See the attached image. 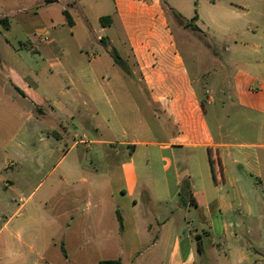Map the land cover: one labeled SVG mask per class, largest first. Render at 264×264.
I'll list each match as a JSON object with an SVG mask.
<instances>
[{
	"label": "crops",
	"instance_id": "1",
	"mask_svg": "<svg viewBox=\"0 0 264 264\" xmlns=\"http://www.w3.org/2000/svg\"><path fill=\"white\" fill-rule=\"evenodd\" d=\"M16 1L0 0V18L25 11ZM64 1L72 20L66 24L74 27L67 9L77 0ZM110 1L111 13L102 15L109 24L97 15L100 30L117 22L125 41L116 40L124 53L114 50L117 61L107 60L108 75L97 72L99 57L85 65L55 60L49 68L61 82L40 97L35 74L25 73V83L7 66L6 80L35 111L29 114L35 129L13 132L6 147L24 140V155L17 158L31 179L28 197L42 188L44 202L67 217L59 242L64 257L71 246L99 258L96 264L133 255L128 264H201L206 241L213 264H264V0H204L206 17L172 12L161 0ZM170 11L181 17L180 30L198 34L219 74H190L168 23ZM224 12L232 16V28H210ZM186 21L198 30L185 27ZM37 34L48 36L46 30ZM97 40L107 47L113 42ZM221 47L224 59L217 54ZM218 104L227 112L218 114ZM183 180L189 184L184 205L194 216L180 212ZM3 183L12 190V182ZM13 197L7 203H15ZM186 226L195 242L192 234L183 236Z\"/></svg>",
	"mask_w": 264,
	"mask_h": 264
},
{
	"label": "rangeland",
	"instance_id": "2",
	"mask_svg": "<svg viewBox=\"0 0 264 264\" xmlns=\"http://www.w3.org/2000/svg\"><path fill=\"white\" fill-rule=\"evenodd\" d=\"M168 9H173L183 16L204 15V0H161ZM208 0L207 2H212ZM220 3L228 5L233 1L240 0H219ZM70 2V1H69ZM17 5H22L25 11H17L13 14H6V19L10 22V28L6 29L0 24V264H96L99 258L89 256L84 252L74 251L71 246L65 249L67 257H64L59 248V242H63L66 224L69 222L67 217H60L59 207L53 204H46L42 198V188L37 189L29 197L31 189L28 182L30 177L25 176L26 170L22 162L17 158L18 155H24L25 146L21 138L20 145L17 148H6L7 140L13 132L18 130L25 131L35 129V122L29 117L30 113H35L33 105L31 107L27 98H22L6 80L7 66H10L12 72L17 78L23 77L25 73L32 74L39 81L37 95L43 97L46 89L55 90L54 85L57 80L61 82V75L56 70L49 68V63L57 60L65 62L67 60L80 65L90 62L91 57H99L101 65L96 67L99 74L108 75L107 63L110 56L116 50L123 54L124 50H119L115 42L118 37L125 41L120 25L115 22L112 27L100 30V23L97 15H109L112 8L110 0H77L71 8L67 9L76 20L74 27L66 24V19L62 14L66 2L60 0L58 3L44 4L42 0H18ZM105 3L104 6H100ZM170 11L167 16L168 23L172 31L174 40L187 65L191 75H202L209 71V76L217 75L213 72L219 69L217 64L212 63L211 53L207 52L204 43L198 38V34L185 33L180 30L176 22H180L178 15ZM218 23L210 28H232L230 14L217 13ZM225 17V18H223ZM112 19V18H111ZM199 27L205 32V26L197 22ZM39 30H46L48 36L37 34ZM113 41L108 47L97 40V36ZM105 40V39H104ZM117 40V41H116ZM24 42V43H22ZM227 42V41H225ZM33 44V51L29 48L20 47ZM229 43V42H228ZM114 48V49H113ZM36 49V51H34ZM123 52V53H122ZM218 57L224 59L228 53L221 47L217 50ZM106 64H105V62ZM206 70V71H205ZM208 76V75H207ZM48 83V88H46ZM24 85H29L24 84ZM127 89H131L132 84L127 83ZM31 87V85H30ZM28 91V87L26 88ZM56 97V94H54ZM46 108L45 105H42ZM205 110L210 127L215 129V120L211 112V106L205 105ZM221 114L228 109L220 111ZM215 110V109H214ZM32 113V114H33ZM217 114V115H218ZM43 119L49 120L47 116ZM68 121L69 129L71 128ZM90 138L97 137L92 130L85 131ZM215 133V132H214ZM70 134V139L72 138ZM104 137L110 138L109 133ZM79 149L82 145L78 146ZM12 161L13 167H7ZM12 182V190H6L3 182ZM14 195L15 203H7V197ZM27 198V199H26ZM187 209L189 213H187ZM181 214L194 216V209L181 205ZM58 215V216H57ZM192 218V217H191ZM182 220V219H181ZM7 221V226L3 223ZM183 225L184 222L182 223ZM194 231H189L187 226L183 231V236L192 234L191 242H195ZM182 235V234H181ZM205 244L207 254L205 261L200 258L201 264H213L214 259L210 254V248ZM183 245V244H182ZM221 253L222 251H215ZM132 257H124L121 262L129 263ZM144 259V258H143ZM203 260V261H202ZM206 262V263H205Z\"/></svg>",
	"mask_w": 264,
	"mask_h": 264
},
{
	"label": "trees",
	"instance_id": "3",
	"mask_svg": "<svg viewBox=\"0 0 264 264\" xmlns=\"http://www.w3.org/2000/svg\"><path fill=\"white\" fill-rule=\"evenodd\" d=\"M44 3H52V2H55L56 0H42ZM63 15L66 19V22L71 25L72 24V20H71V17L70 15L68 14V12L66 10H63ZM179 17V15H178ZM180 18V22L182 23V19L181 17ZM110 22V17L109 16H102L100 17V23L102 25H108ZM0 24L4 27V28H8V22H7V19L6 18H0ZM183 25L185 27H189L191 28L192 30H198V28L191 22V21H186V22H183ZM114 57L113 59L115 61H117V55L114 54ZM179 197H180V200H181V203H185L186 202V199L189 198V184L186 180H183L181 182V185H180V188H179ZM191 203H194V201L191 199L190 200ZM118 219L120 220V218L118 217ZM197 250L200 252L201 251V247H200V243L199 241H197ZM97 264H124L122 263L120 260L118 259H104V260H101L99 261Z\"/></svg>",
	"mask_w": 264,
	"mask_h": 264
}]
</instances>
